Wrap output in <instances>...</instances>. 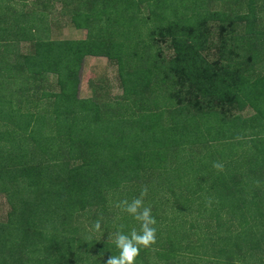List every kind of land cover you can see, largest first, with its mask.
Instances as JSON below:
<instances>
[{
  "label": "trees",
  "instance_id": "obj_1",
  "mask_svg": "<svg viewBox=\"0 0 264 264\" xmlns=\"http://www.w3.org/2000/svg\"><path fill=\"white\" fill-rule=\"evenodd\" d=\"M55 2L84 39L49 38ZM86 57L120 95L79 98ZM143 187L138 264H264V0H0V264H106Z\"/></svg>",
  "mask_w": 264,
  "mask_h": 264
},
{
  "label": "rangeland",
  "instance_id": "obj_2",
  "mask_svg": "<svg viewBox=\"0 0 264 264\" xmlns=\"http://www.w3.org/2000/svg\"><path fill=\"white\" fill-rule=\"evenodd\" d=\"M13 4V2H11ZM14 6L17 8L19 5L14 3ZM28 9H32L33 7H26ZM49 19V38L52 40H78L84 39L86 36V32L84 30L75 29L69 20V17L64 10L61 8L59 3H54L53 7L48 10ZM20 50L22 52H26L29 49V45L26 43L19 44ZM213 53L210 54V58H212ZM101 81V82H100ZM48 84L52 90L57 91V86L55 85V78L53 76H49ZM92 84L100 85L94 86L96 88L102 87V89H98L99 97L105 98L107 95L109 96H117L121 94V90L119 87V82L117 78V70L116 66L113 63H110L105 58H96V57H86L83 61L82 70L80 73V83L78 89L79 98H89L93 96ZM96 91V92H98ZM9 204L6 201L4 195H0V222H4L6 219V215L9 212ZM98 234L97 236H99ZM195 257L196 264H215L216 259L214 256H203L202 253L199 255L191 254V253H179L177 254L175 259L169 261V264H191L193 260L190 258ZM153 260L150 258L149 261ZM162 262H158L156 264H161ZM135 264H138V260L135 261Z\"/></svg>",
  "mask_w": 264,
  "mask_h": 264
},
{
  "label": "clouds",
  "instance_id": "obj_3",
  "mask_svg": "<svg viewBox=\"0 0 264 264\" xmlns=\"http://www.w3.org/2000/svg\"><path fill=\"white\" fill-rule=\"evenodd\" d=\"M213 167L222 170L223 165L216 162ZM147 193V187H143L138 197L133 198L131 201L125 199L115 204V207L131 216L139 224V230L132 228L130 231L125 232L123 226H121L120 230L111 234V241L117 254L111 255L106 264H135L141 249L150 248L155 244L156 219L152 215L151 207L144 204V197L147 196ZM93 230L97 232L101 230L99 220L94 222Z\"/></svg>",
  "mask_w": 264,
  "mask_h": 264
}]
</instances>
